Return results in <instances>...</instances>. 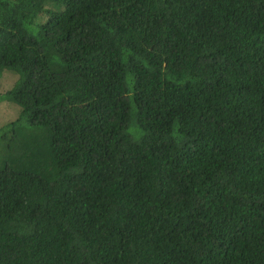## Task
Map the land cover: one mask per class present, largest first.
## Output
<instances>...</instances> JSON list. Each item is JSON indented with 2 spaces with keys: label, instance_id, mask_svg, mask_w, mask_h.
Returning a JSON list of instances; mask_svg holds the SVG:
<instances>
[{
  "label": "trees",
  "instance_id": "16d2710c",
  "mask_svg": "<svg viewBox=\"0 0 264 264\" xmlns=\"http://www.w3.org/2000/svg\"><path fill=\"white\" fill-rule=\"evenodd\" d=\"M0 264H264V0H0Z\"/></svg>",
  "mask_w": 264,
  "mask_h": 264
},
{
  "label": "rangeland",
  "instance_id": "374dc122",
  "mask_svg": "<svg viewBox=\"0 0 264 264\" xmlns=\"http://www.w3.org/2000/svg\"><path fill=\"white\" fill-rule=\"evenodd\" d=\"M17 77V74L11 70H4L0 75V92L10 88ZM19 105L10 100H0V125L15 118L18 113Z\"/></svg>",
  "mask_w": 264,
  "mask_h": 264
}]
</instances>
